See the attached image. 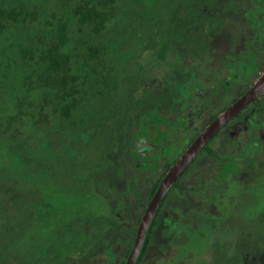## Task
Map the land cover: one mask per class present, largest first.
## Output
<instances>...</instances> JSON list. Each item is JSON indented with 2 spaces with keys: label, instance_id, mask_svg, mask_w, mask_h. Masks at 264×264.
Wrapping results in <instances>:
<instances>
[{
  "label": "rangeland",
  "instance_id": "obj_1",
  "mask_svg": "<svg viewBox=\"0 0 264 264\" xmlns=\"http://www.w3.org/2000/svg\"><path fill=\"white\" fill-rule=\"evenodd\" d=\"M90 1L96 9L99 7L104 10L98 0ZM219 1L114 0L120 7L114 17L108 18L107 26L113 29L111 33L116 37V40L111 39L116 51L109 53V59L104 61L102 68L114 66L116 86L113 88L111 83L110 89L100 100L85 91L80 93L76 108L68 116H63L61 109L55 114L50 111L53 105L51 101L47 106H41L44 102L39 97L44 94L43 87L36 86L34 77L26 78L27 70H21L20 75L17 73L16 79L13 75L9 78L8 84H14L12 93L4 91L8 88L2 82L7 59L2 48L6 49L9 41L7 36H11L12 41L17 37L19 42L23 37L34 36L30 33L34 30L26 29L29 33L24 31L22 23L4 21L3 30L6 25L7 28L4 33H0V59L3 61L0 65V264L96 263L98 258L92 248L101 238L97 225L100 217L105 215L104 185L110 187L117 183L115 171L132 184L126 185L125 190L130 187L136 189L139 184L138 180L137 184L131 180L135 175L139 179L138 172L132 174L134 164L129 161L131 165L123 170L119 165L125 161L120 163L115 160L118 138L123 137L119 129H132L139 124L137 121H133V125L129 123L134 118V109L139 106L138 100L155 98L163 102L165 98L161 91H165L167 86L173 89L178 80L189 83L193 67L200 63L201 68H204L208 64L209 58H203L205 53L200 52L205 41L214 42L213 32L223 33L219 27L224 19L219 18L217 14L220 13L215 10L220 7ZM1 2L6 7L12 4H25L29 8L38 6L39 16L35 22L38 27L34 33L41 37L52 32L49 19L55 18L54 22L58 18L65 20L64 15L71 12L59 0ZM230 5L221 7L226 9L225 13L222 12L225 14V23L240 21L238 12L234 13L236 6ZM184 9L188 10L184 17L187 22L181 21L178 27L179 16L184 14L179 12ZM203 9H208L209 17L201 11ZM129 13L132 15L129 16ZM99 19L96 21L99 22ZM70 23L73 28L75 22ZM104 31L109 33L107 29ZM189 40H201L199 45L196 43L194 54L183 53V49L187 48L181 44ZM24 42L22 39L21 44ZM215 45L213 43V47ZM193 55L196 58L186 65L188 56L193 59ZM229 55L231 53H226V57ZM179 63L186 65L182 73L175 70L177 66L174 64ZM262 71L252 73L251 85L258 77L256 73L261 74ZM177 93L181 94L179 91ZM175 98L177 102L181 100V96ZM228 99L218 98L213 113L223 112ZM261 104L260 100L254 101L252 106ZM14 114L16 116L9 129L6 125L7 115ZM253 117L248 122L250 132L264 125L262 113ZM207 123L208 119L198 123L183 136L184 139L174 143L166 156L168 162L159 169L160 174H165L168 163L179 157L187 140L196 137ZM15 129L19 133H14ZM259 130L262 132L260 135L249 136L223 164L226 169L232 167V172L227 175V182L224 180L226 185L216 183L220 191L217 195L219 198H215L219 202L215 205L219 211L215 215L218 222L214 225L211 222L199 223L192 229L184 224L188 237L184 245H187V249L193 248L186 254L183 251L185 262L201 264L203 251L212 252L210 246L213 245L218 259L230 261L226 258L231 255L241 262L240 256H244V264H264V129ZM221 137L217 135L209 145L212 143V148H217ZM125 142L127 148L123 153L128 154L133 141L126 139ZM137 142L139 153L150 147L143 138ZM190 170L189 177L200 173L202 179L208 178L209 181L220 182L225 179L224 173L217 174V166L207 153ZM121 184H116L115 188ZM206 197L210 199L212 195L209 193ZM170 264H173L172 259Z\"/></svg>",
  "mask_w": 264,
  "mask_h": 264
},
{
  "label": "trees",
  "instance_id": "obj_2",
  "mask_svg": "<svg viewBox=\"0 0 264 264\" xmlns=\"http://www.w3.org/2000/svg\"><path fill=\"white\" fill-rule=\"evenodd\" d=\"M59 1L63 6L68 7L71 12L64 15V17H66L65 20L63 18H58L56 19V22H54V14V19H49L48 21L49 24H52V32L49 31L50 34L48 33L43 35L44 37H41L40 35L37 36L34 33L36 27H38V25L35 24L39 16L38 6L29 8L25 4L22 6L12 4L6 7V5H4L0 0V33H4L7 28L6 25L3 30V23L5 20H9V22L22 23L24 25V31H27L28 33L29 31L26 29H29L30 31L34 30L30 32L34 36L29 38H27V36L21 38V36L18 35L21 38L20 42L19 40H16L17 37H15V40L13 39L12 41V37L7 36L9 41L5 47L6 49L3 50L2 48V53L5 54L7 59V68L2 74L5 78L2 79V82L4 86L7 85L6 87H8L4 91L12 93V86H14V84L12 86L8 84L10 83L8 81L9 78L13 75L14 79H16L15 76L17 73L20 75L21 70H27L26 78L32 79L34 77L33 82L36 86L43 87L42 93L44 94L40 95L41 98L39 97V99H42L44 102L41 106L45 107L49 101H51L53 105H51L52 107L50 111H53L55 114L56 112L59 113L61 109L63 116H68L72 113V110L76 108L77 97L80 93L85 91L90 95H95V97L97 96L100 100L107 89H110L109 86L111 83L114 85L113 88L116 86V80L114 78L117 74L114 73V66L111 68H105L103 66L104 68H102V65H104V61H108L109 53L116 51L115 45L112 44V40H116V37L113 33H111L113 29L108 28L107 20L110 17H114L120 6L117 2H114V0H98L101 4L100 6H104V10L101 8L99 9L98 6L96 9L95 5H91L90 0ZM219 2L221 3L220 7L217 8L215 6V10L217 9L220 13L217 14L218 17H223L224 19L222 25L219 27V31L223 33L215 34V32H213L214 36L212 37V40H214L213 43H216L214 47L213 43L205 41L203 50L200 53H205V56H202L203 58H209L207 61L208 64L206 63L204 71H201L202 65L200 63L193 67L196 68V77H191V84L185 86L186 93L184 98H182V103H180V101L177 107H175L177 109L176 113H174L176 118H169L168 120L169 116L163 114L164 107H167V105L170 107V105L173 104L171 103V100L175 99L172 89H169L167 93L168 95L162 93L165 98L163 102L155 98L138 100L137 102L139 106L137 109H134V118L132 116L133 120L130 119L129 123H132L131 125H133V121L136 119L139 124L136 128L127 130L119 129L123 137L118 138L119 144L117 146V157L115 160L120 161V163L121 161H125V163L119 165V168L123 170L127 168L128 165H131L129 161L134 164L135 169H133L134 171H132V174L138 172L139 179L135 175L131 180H133L134 184H137L138 180L139 184L137 185H139L140 190L142 189L144 195L146 196L143 201L133 203V210H136L139 206H145L143 208V210H145L149 199L155 195L159 183L162 180V177L157 180L155 175L157 174L159 167H161L165 162H168L166 157L163 155L165 151H169V148L173 145V140L181 135L187 134V129L194 127L198 123V116L200 115L201 117L208 108L215 106L218 103V98L226 97L230 94H237L238 96L244 94V88L246 86V88H249L251 85L250 81H252V78L250 79V77L252 73L260 68L261 70H264V0H220ZM225 4L227 6L231 4L230 7L236 6L234 13L235 11L238 12L237 15H239L240 21L233 20L230 23H225V14L223 13L226 12V9L221 8L222 5ZM201 11H203V13H207L208 9H203ZM179 13L184 14L182 17L179 16L178 27L180 26L181 21L184 23L187 22L184 17L188 13V10L184 9ZM131 15L132 14L129 13V16ZM206 15L207 17L210 16L208 13ZM97 18H100L99 22L96 21ZM70 21L75 22V26L73 28L71 27ZM104 29H107L109 33H106ZM22 39L25 40V42L21 44ZM34 39L37 40L34 41ZM189 41L190 42H184L181 44L183 48H187L183 49V53L190 52L194 54V48H196L195 45L196 43L199 45L198 42H201V40ZM208 48H212V50ZM183 53L182 55H184ZM226 53H231V55L226 57ZM101 56L102 59L100 60ZM179 58H181V56H179ZM195 58L196 57H194V55L193 59L188 56L186 65H188V62L192 63ZM2 63L3 61L0 59V65ZM174 65L177 66L175 70L180 73H182L184 66H186H182V63ZM209 70L210 72L208 73ZM256 75L258 76V73H256ZM213 83L217 85L215 88L211 89L207 87ZM243 84L245 87H243ZM206 88L207 90H202ZM198 91H200L205 97L196 95ZM209 93L210 95H208ZM170 95H174V98L172 99ZM193 98H197V101H193ZM111 99L112 98H110V100ZM259 106V109L262 110L264 117V105ZM256 107V109H258V106ZM254 115H258L257 110ZM15 116L16 114L13 116L7 115L8 119H6V125L9 129ZM0 121L2 122V120ZM9 129L6 131L8 132ZM151 130L155 132L154 136L149 139L152 143V148L146 153L149 155L152 151V155H157L156 158H153L151 161L152 164L149 163L150 161H148L149 158L147 155L140 156L137 151V141H139L142 136H147ZM15 132L19 133L16 129L14 130V133ZM128 133L130 134L127 135ZM126 139L133 141L132 148L129 149L128 153L132 157L128 156L127 153H123L127 148V144L125 142ZM122 141H124V145H122ZM187 141L188 143H192L193 138L188 139ZM188 145H186V147ZM231 147L232 146L224 140L218 148L228 149ZM204 152L215 157L214 163L216 164L219 173L223 175L222 173H224V168H221V166L225 164L226 161L224 154L219 153L218 150L212 149L211 144L206 145ZM159 157H161V159H159ZM169 166L170 163H168L167 169ZM190 168L186 170V172H189ZM115 172L117 173H114L118 179L117 183H113L114 185L110 187L109 185H104V190H106V199L104 202L105 215H102V217L104 218L110 215L114 218L112 220H116V217H120L121 219L124 217L126 220H129L132 217H130V210L126 207L128 202L125 203L120 199L122 197L125 198L129 194H127L129 191L124 189L125 185L123 184L126 183L127 186H132V184L127 178L120 177L118 175V171ZM186 174L187 173H185L184 177H181V180H187ZM195 180H198L197 177ZM151 181H156L157 183L153 184L154 182ZM116 184L121 185H118L117 188H115ZM182 187L183 190L191 189H189L185 184L182 185ZM113 188L116 190L114 191ZM163 202L161 204H163ZM179 207L180 206H177V203H174L170 210L163 208L162 215H160V222L162 221V225L171 224L174 218H178L176 216L180 210ZM188 208H193V206H188ZM118 213L122 216L117 215ZM216 222H218V220H216ZM100 225V221H98V233ZM127 228H130V231L137 230V226H127ZM129 233V231L126 233L127 237H130L131 240L134 241V239H132V235ZM151 234L152 230L150 229L148 236H151ZM117 239L121 242H126L122 236ZM147 243L148 239L145 242L141 256H143L147 250ZM92 250L96 254L100 252L99 242L93 246ZM111 250L112 247H109V251L105 250V253L108 252V257L110 258L112 257ZM129 252L130 248L125 251L126 258ZM228 264H244V261H242V263L236 262V258L233 257L232 262Z\"/></svg>",
  "mask_w": 264,
  "mask_h": 264
},
{
  "label": "flooded vegetation",
  "instance_id": "obj_3",
  "mask_svg": "<svg viewBox=\"0 0 264 264\" xmlns=\"http://www.w3.org/2000/svg\"><path fill=\"white\" fill-rule=\"evenodd\" d=\"M195 69L193 68V72L191 74V76L196 77L195 74ZM205 68H201V71H204ZM257 72H261V70H256ZM210 72V70L208 71V73ZM180 73V72H179ZM264 71H262L261 74H258L257 79L254 81V83L252 85L249 86V88H246L243 84V87L245 92L242 95H237V94H230L227 97H229V102L226 106V108L224 109V111L226 109H228L231 105H233L237 100H239L241 97H243L257 82V80L261 77V75H263ZM180 77V76H179ZM190 80V78H189ZM254 80V79H253ZM193 81V80H192ZM216 82V80H215ZM190 81L187 84H184L183 82H177V86H174V88L172 89V93L175 96H181V100L179 99V101H176V97L174 100H171L173 104L167 105L168 108H165L163 110V114L168 115V120L169 118L171 119H175L176 116L174 115V113H176V108L178 103H182V98H184L185 93H186V87L187 85H190ZM217 85L216 84H211L207 87L213 89L215 88ZM166 87V86H165ZM242 88V87H241ZM165 91H161V93H165L166 95H168V86L166 87V89H164ZM207 90L206 89H202ZM177 91L181 92V94H178ZM202 91V92H203ZM264 91V90H263ZM263 91H261L259 93V95L253 100L251 101L249 104H247L242 110H240L233 118L229 119L214 135L213 137L208 141L207 144H209L212 140H214L216 138L217 135L222 136L221 137V141L220 144L225 140V142H227L228 144H230L232 147L228 148V149H220L218 148H214V150H218L219 153L224 154L225 160L226 157L231 156L232 151L235 152L236 150H239L240 145H242V143L244 144L249 138V136L251 135H260L261 130L259 129H264V125H262L260 128H256L255 130H252L251 132L249 131L250 126H248V122L249 119L254 118V114L255 111H258V115H260V113L263 114L262 110L259 109L260 106H258V109H256L257 107L252 106V103L254 101H261V105H263L264 103V93H262ZM262 93V100H261V94ZM174 95H172V99L174 98ZM198 96H203L201 94L200 91L197 92ZM210 95V93L208 94ZM205 97V96H203ZM198 98V97H197ZM197 98H193V101H197ZM176 102V103H175ZM217 105V104H216ZM215 106H212V108H208L205 113L200 117V115L198 116V123L208 119V123L206 125V127L203 129V131L223 112H220L219 114H215L213 113V111L215 110ZM252 106V107H251ZM243 112V113H242ZM240 117H239V116ZM257 115V116H258ZM240 118V120L237 119ZM253 120V119H252ZM137 120L134 119V122H136ZM133 122V124H134ZM138 122V121H137ZM197 123V124H198ZM196 124V125H197ZM138 125V124H137ZM195 125V126H196ZM194 127L192 128H188L187 130H193ZM135 128L137 126H134ZM256 127V126H254ZM258 127V126H257ZM203 131L199 132L196 137L193 138L192 143L203 133ZM222 131V132H221ZM250 134H249V133ZM264 132V131H263ZM154 133L152 130L148 133V135H144L142 136L140 139H145L149 144L150 147H147L142 153L138 154L141 155H147L146 152L150 151L152 148V143L149 140L150 137L154 136ZM188 133V132H187ZM181 135L177 138H175L173 140V145L171 146V148L174 146V143L180 139H184L183 136ZM139 139V140H140ZM243 141V142H242ZM241 142V143H240ZM138 143V142H137ZM191 142L186 144L188 145L186 148L183 147L182 152L180 153L179 157H177L172 163H170L169 168L165 171V174H160L159 170L157 172V174L155 175L156 179L159 180L162 177L161 182L159 183V186L156 190V193L160 187V185L162 184L165 176L167 175V173L169 172V170L173 167V165L179 160V158L186 152V150L191 146L192 144ZM206 144V145H207ZM205 145V147H206ZM212 145V143H211ZM204 147V148H205ZM242 147V146H241ZM171 148H169V151H165L164 152V157L167 156V154H169L171 152ZM204 148L199 152V154L192 160V162L184 169V171L177 177V179L172 183V185L170 186L169 190L166 192V194L162 197L156 212L153 216V218L151 219L148 228L146 230V234H145V238H144V242L142 244L140 253L137 257V260L135 262V264H170V261L172 259V263L173 264H190L188 261L185 262V254L189 251H191L193 248H186V246L184 245V243L186 242V240H188V237L186 235L185 232V228L183 227L184 224H186L187 226H189L190 229L192 228H196V226L199 223H204L206 224V222H211V225H214L216 223V218L215 215L216 213H219L218 210H216L215 205L219 204L218 200L215 201V198H219L218 192L219 191V187H217L216 183H220L219 185H226V178L227 175L229 173L232 172V167L229 168H224L223 165L221 166V168H224V176L225 179H222L220 182H216V181H209L208 178H204L202 179L200 177V173L193 174V176L189 177L188 173L186 172V170H188L190 167V169H192L193 165H196V163L199 161L200 157H202V155H205L206 153L204 152ZM236 148V149H233ZM213 149V148H212ZM138 151V150H137ZM152 152V151H151ZM150 152L149 155H147V157L149 158L148 161H150L149 163H151V161L153 160V158H156V156L152 155V153ZM224 152V153H223ZM204 153V154H203ZM208 157H210L213 162L215 160L214 156H211L209 153H207ZM221 155V154H220ZM227 155V156H225ZM162 156V157H163ZM217 157V156H216ZM158 158V157H157ZM151 159V160H150ZM159 159H161V157H159ZM157 161V159H156ZM226 162V161H225ZM166 163V162H165ZM238 166V165H237ZM236 166V167H237ZM160 169V167H159ZM205 169H208L207 167ZM228 169H230V171H228ZM191 171V170H190ZM210 171V170H208ZM185 173H187L186 178L187 180H181V177H184ZM217 174H219L218 168H217ZM216 174V175H217ZM233 174V173H232ZM231 174V175H232ZM236 176V175H235ZM197 177V181L195 180ZM180 179V180H179ZM156 180V181H157ZM226 182H225V181ZM156 181H151L154 182L153 184L157 183ZM209 181V182H208ZM224 181V182H222ZM177 184V185H176ZM180 184V186H179ZM186 185L190 190H183L182 185ZM196 184V185H195ZM127 184L125 183V186ZM195 185V186H194ZM130 186V185H129ZM127 194L128 195L124 198L122 197L120 200L123 202H128L126 207L130 210V217H132L129 220H126L124 217L123 219H121L120 217H116V220H112L114 219L113 217H111L110 215L106 216V217H100V230H99V234L101 236V238H99V244H100V252L97 255L96 259V263L95 264H128L129 258L131 256V254L134 251V248L136 246V242L138 239V233L141 229V226L143 224V218L146 215L150 204L152 202V200L154 199L155 195L149 199L148 204L146 205V209L143 210V206H139L136 210H133V203H136L138 201H143V199L146 198V196L144 195L142 189L140 190L139 185L137 186L136 189H132L131 187L128 188ZM131 191V192H130ZM136 191V192H135ZM217 192V193H216ZM176 193V194H175ZM211 194L212 198L208 199L206 197L207 194ZM166 198V199H165ZM181 200V201H180ZM164 201V202H163ZM163 202V204H161ZM174 203H177V206L179 205V211L177 213L178 217L177 219H173V222L171 224H165L162 225V221L160 222V215H162V211L163 208L170 210ZM162 205V206H161ZM193 206V208H188ZM221 213V212H220ZM119 216H122L121 214H117ZM107 222V224H106ZM106 225V226H105ZM123 226V227H122ZM126 226V227H124ZM127 226H131V227H136L137 226V230L136 231H130V228L128 229ZM176 227V228H175ZM215 227V226H214ZM134 229V228H132ZM152 230V234L151 236H148L149 230ZM128 231L130 232L129 234L132 235V239L130 237H127ZM202 234V233H201ZM126 241V242H121L119 241V237H121ZM190 237V236H189ZM117 239V240H116ZM148 239V245H147V250L145 252V254H143V256H141V252L143 250V247L145 245L146 240ZM181 239V241H179ZM178 240V241H177ZM133 242V243H132ZM176 242H180L182 244H177ZM132 243V244H131ZM188 243V241H187ZM109 247H112V257H108V252L105 253L106 251H109ZM130 248V252L127 256V258L125 257V251L128 250ZM210 248L212 249L211 251H203V259H201V264H228L230 262H232L233 257L230 255L229 257H227V260L230 261H225L224 259H218L215 252H214V247L213 245L210 246ZM185 251V254L184 252ZM180 252H182L180 254ZM218 252V251H216ZM242 261H244L245 263V257H242ZM241 261V263H242ZM237 262V261H236Z\"/></svg>",
  "mask_w": 264,
  "mask_h": 264
},
{
  "label": "water",
  "instance_id": "obj_4",
  "mask_svg": "<svg viewBox=\"0 0 264 264\" xmlns=\"http://www.w3.org/2000/svg\"><path fill=\"white\" fill-rule=\"evenodd\" d=\"M264 90V73L257 80L255 85L233 105L221 113L204 131L203 133L191 144L186 152L179 158V160L173 165L165 176L162 184L160 185L154 199L152 200L150 207L143 218V224L138 233V239L133 253L131 254L128 264H135L137 257L140 253L142 244L144 242L146 230L153 218L156 209L162 199V197L169 190L172 183L177 177L184 171V169L192 162V160L199 154L213 135L231 118H233L240 110H242L247 104L253 101L261 91Z\"/></svg>",
  "mask_w": 264,
  "mask_h": 264
}]
</instances>
